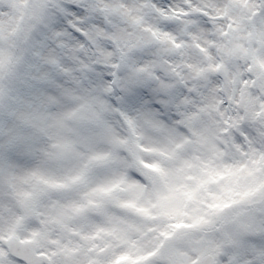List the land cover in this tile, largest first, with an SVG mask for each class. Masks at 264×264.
Masks as SVG:
<instances>
[{
	"label": "snow or ice",
	"instance_id": "snow-or-ice-1",
	"mask_svg": "<svg viewBox=\"0 0 264 264\" xmlns=\"http://www.w3.org/2000/svg\"><path fill=\"white\" fill-rule=\"evenodd\" d=\"M0 264H264V0H0Z\"/></svg>",
	"mask_w": 264,
	"mask_h": 264
}]
</instances>
